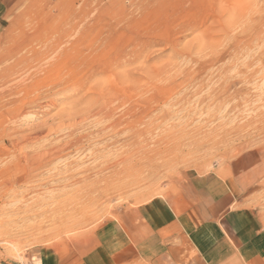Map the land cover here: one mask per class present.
Returning a JSON list of instances; mask_svg holds the SVG:
<instances>
[{
  "label": "rangeland",
  "instance_id": "rangeland-1",
  "mask_svg": "<svg viewBox=\"0 0 264 264\" xmlns=\"http://www.w3.org/2000/svg\"><path fill=\"white\" fill-rule=\"evenodd\" d=\"M211 173L264 223V0H0V264H107Z\"/></svg>",
  "mask_w": 264,
  "mask_h": 264
},
{
  "label": "crops",
  "instance_id": "crops-1",
  "mask_svg": "<svg viewBox=\"0 0 264 264\" xmlns=\"http://www.w3.org/2000/svg\"><path fill=\"white\" fill-rule=\"evenodd\" d=\"M252 155L245 156L243 168L258 169ZM237 190L216 173L200 178L190 192L155 205L130 240L108 255L102 250L103 259L107 264H264L263 217L240 211ZM93 263L98 264L76 255L50 264Z\"/></svg>",
  "mask_w": 264,
  "mask_h": 264
},
{
  "label": "bare ground",
  "instance_id": "bare-ground-1",
  "mask_svg": "<svg viewBox=\"0 0 264 264\" xmlns=\"http://www.w3.org/2000/svg\"><path fill=\"white\" fill-rule=\"evenodd\" d=\"M55 42H56V41H55ZM52 46H54V45H52ZM26 47H27V46H26ZM28 47L30 48V46H28ZM28 47H27V48H28ZM27 48H26V49H27ZM15 49H17V48H15ZM22 49H23V48H22ZM26 49H24V50H26ZM31 49H32V48H31ZM34 50H35V49H34ZM13 52H14V51H13ZM17 52H18V51H17ZM17 52H16V53H17ZM29 52H30V51H29ZM11 53H12V51H11ZM29 54H30V53H29ZM38 54H39V53H38ZM14 55H15V54H14ZM20 55H22V53H20ZM12 56H13V53H12ZM16 56H17V55H16ZM14 57H15V56H14ZM24 57H26V56H24ZM24 57H22V58H20V59H24ZM31 57H33V56H31ZM36 57H38V56H36ZM16 58H17V57H16ZM16 58H15V59H16ZM24 60L26 61V59H24ZM18 61H19V59H18ZM21 61H22V60H21ZM25 61H22V62L25 63ZM19 62H20V61H19ZM22 62H21V63H22ZM29 62H30V61H29ZM26 63H27V61H26ZM15 65H16V64H15ZM23 65H25V64L22 63V67H23ZM27 65H29V64H27ZM29 66H31V65H29ZM20 67H21V66H20ZM26 67H27V66H26ZM17 68H18V67H17ZM23 68H24V67H23ZM15 69H16V68H15ZM18 69H20V68H18ZM11 70H13V69H11ZM64 70H65V69H64ZM64 70H63V71H64ZM14 71H15V70H14ZM34 73H35V71H34ZM31 74H32V73H31ZM35 74H36V73H35ZM35 74H34V75H35ZM32 75H33V74H32ZM32 75H31V76H32ZM68 75H69V74H68ZM68 75H67V76H68ZM65 76H66V75H65ZM29 77H30V76H29ZM32 77H33V76H32ZM26 78H28V77H26ZM34 78H35V77H34ZM73 78H74V77H73ZM31 79H32V78H31ZM55 79H56V78H55ZM57 79H58V81H57L58 83H59V82H64V81L62 80V77H61L60 74L57 76ZM30 81H31V80H30ZM54 81H55V80H54ZM28 83H29V82H28ZM28 83H27V84H28ZM30 83H31V82H30ZM32 83H33V82H32ZM32 83H31V84H32ZM59 84H61V83H59ZM19 85H20V84H19ZM21 85H22V83H21ZM24 85H25V84H24ZM22 86H23V85H22ZM30 86H31V85H30ZM57 86H58V85H57ZM26 87H29V86H26ZM31 87H32V86H31ZM34 87H35V86H34ZM54 87H55V86H54ZM48 88H49V87H48ZM50 88H51V87H50ZM52 88H53V85H52ZM30 89H31V88H30ZM16 90H17V89H16ZM12 91H13V90H12ZM23 91H24V90H23ZM32 91H33V90H32ZM11 93H12V92H11ZM51 93H52V92H51ZM53 93H54V92H53ZM106 93L108 94L107 91H106ZM22 94H23V93H22ZM27 94H28V93H27ZM29 94H30V92H29ZM46 94H47V93H46ZM101 94H102V96H103V95H104V92H103V93L101 92L100 95H101ZM107 94H106V95H107ZM111 94H112V93H111ZM111 94H108V95L111 97ZM42 95H43V94H42ZM106 95H105V96H106ZM108 95H107V97H108ZM24 96H25V95H23V97H24ZM38 96H39V95H38ZM47 96H48V95H47ZM105 96H103V97H105ZM27 97H30V96L27 95ZM36 97H37V96H36ZM36 97H35V98H36ZM107 97H105V98H107ZM113 97H115V96H113ZM21 98H22V96H21ZM41 98H42V97H41ZM99 98H100V96H99ZM105 98H104V100H105ZM27 99H28V98H27ZM28 101H29V100H28ZM34 101H35V100H34ZM48 101H49V100H48ZM105 101H106V100H105ZM29 102H30V101H29ZM49 103H51V100H50ZM104 104H105V103H104ZM27 105H28V104H27ZM98 106L101 107L102 105L99 104ZM91 107H93V105H91ZM103 107H104V105H103ZM103 107H102V109H103ZM88 108H90V107H88ZM95 108H96V107H93V108H91V110L93 111V109H95ZM98 108H99V107H98ZM98 108H97V109H98ZM25 109H26V108H25ZM97 109L95 110V111H96L95 113H97ZM87 110L90 111V109H87ZM103 110H104V109H103ZM98 111H99V110H98ZM100 111H101V109H100ZM23 112H25V111H23ZM86 112H87V114H88L89 116H91V114L88 113V111H86ZM86 112H84V113H86ZM90 112H91V111H90ZM104 112H105V111H104ZM92 113H93V112H92ZM101 113H103V111L100 112V114H101ZM68 114H70V113H68ZM103 114H104V116H108V112H107V113H103ZM70 115H71V114H70ZM70 115H69V116H70ZM85 115H86V114H85ZM72 116H73V114H72ZM74 116L76 117V115H74ZM78 116H79V114H78ZM81 116H82V115H81ZM81 116H80V118L83 117V116H82V117H81ZM12 118H13V117H12ZM12 118H11V116H10V119H12ZM72 118H74V117H71V119H70V118L68 119V120H71L70 123H69V121H67V122L69 123V124H68L69 127H71V126L74 125V124L76 125L75 121H73ZM76 118L80 119L79 117H76ZM76 118H75V119H76ZM83 118L85 119V117H83ZM86 118H87V117H86ZM102 118H103V117H102ZM81 120H82V119H81ZM81 120H80V122H81ZM82 121H83V120H82ZM11 122H12V121H11ZM111 123H112V122H111ZM65 124H67V123H65ZM117 124H118V122H115V126H116ZM78 125H79V124H78ZM66 126H67V125H66ZM10 127H11V126H10ZM104 127H106V126H103V128H104ZM48 128H49V127H48ZM74 128H75V127H74ZM74 128H72L71 130H73ZM106 128H107V127H106ZM75 129H76V128H75ZM47 130H48V129H47ZM51 130H52V129H51ZM51 130H50V131H51ZM69 130H70V129H69ZM100 130H102V129H100ZM35 132H37V131H35ZM16 133H17V132H16ZM71 133H72V132H71ZM28 135H29V134H28ZM32 135H33V133H32ZM83 135H84V134H83ZM83 135H82V136H83ZM26 137H27V138H26ZM80 137H81V136H80ZM23 139H24V137H23ZM23 139H22V140H23ZM25 139H30V140H31V138H29V136H25ZM36 139H37V138H36ZM20 141H21V140H20ZM28 141H29V140H28ZM24 142L27 143V141H24ZM69 143H70V142H69ZM19 144H20V143H19ZM65 144H66V143H65ZM74 144H75V143H74ZM20 145H22V144H20ZM27 145H28V144H27ZM67 145H68V144H67ZM69 145H70V144H69ZM69 145H68V146H69ZM14 146H15V145H14ZM43 146H44V145H43ZM52 146H53V145H52ZM63 146H64V145H63ZM3 147H4V146H3ZM46 147H49V146H46ZM50 147H51V146H50ZM54 147H55V146H54ZM58 147H60V146H58ZM58 147H57V145H56L55 148L57 149ZM15 148H16V147H15ZM17 148H18V145H17ZM19 148H20V147H19ZM52 148H53V147H52ZM68 148H69V147H68ZM53 149H54V148H53ZM64 149H65V148H64ZM5 150H7V149H5ZM43 150H44V149H43ZM43 150H42V151H43ZM47 150H48V149H47ZM49 150H50V149H49ZM49 150H48V151H45V154H44V153H41V151L39 150L40 152L38 151V153H33V155L31 154L30 156H28L29 154L26 155V153H25V154L23 153V154L21 155V157H19L20 160H19L18 158H16V159H18V161H16V166L14 167V168H15V170H14L15 173H16L17 171L19 172V171H21L22 169H25L23 173L21 172L22 174L19 172V176H17V178H16V176H14L15 179H17V182H18V183H22V182L24 181V177H23V176L25 175L24 173L26 172V170H31L30 168L32 167V164H33L35 161H39V160H41V159H44L45 156L48 157V154H50V153H49ZM65 150H66V149H65ZM29 152H30V151H29ZM36 152H37V151H36ZM59 153H60V152H59ZM51 154H52V153H51ZM51 154H50V155H51ZM53 154H54V153H53ZM53 154H52V155H53ZM17 157H18V155H17ZM52 157L54 158V155H53ZM56 157H58V156H55V158H56ZM13 159H14V158H13ZM48 159H49V158H48ZM50 160H52V159H50ZM39 162H40V161H39ZM10 164H12V163H10ZM13 164H14V163H13ZM14 165H15V164H14ZM34 170H35V169H34ZM11 171L13 172V170H11ZM12 172H11V174H12ZM18 172H17V175H18ZM27 172L29 173V171H27ZM27 172H26V173H27ZM5 173H6V174H5ZM28 173H27V174H28ZM3 174L6 175V179H7V177H8L7 175L12 176L8 170H6ZM30 174H31V173H30ZM13 175H14V173H13ZM15 175H16V174H15ZM72 175H74V174H72ZM31 177H32V176H31ZM4 178H5V177H4ZM4 178H3V179H4ZM26 179H28V178H26ZM2 181H3V180H2ZM4 182H5V181H3V183H1V181H0V183H1V187H5L6 183H4ZM7 183H8V182H7ZM12 184H13V183H12ZM1 187H0V189H1ZM9 187H10V186H9ZM5 190H6V189H5ZM3 191H4V190H3ZM3 191H2V192H3ZM0 192H1V191H0ZM2 192H1V193H2ZM3 195H4V194H3ZM1 196H2V195H1Z\"/></svg>",
  "mask_w": 264,
  "mask_h": 264
}]
</instances>
